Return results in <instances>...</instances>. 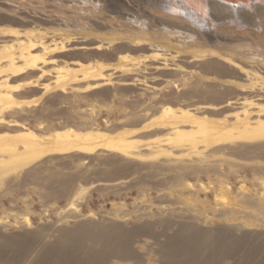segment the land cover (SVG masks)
Listing matches in <instances>:
<instances>
[{
  "label": "rangeland",
  "instance_id": "1",
  "mask_svg": "<svg viewBox=\"0 0 264 264\" xmlns=\"http://www.w3.org/2000/svg\"><path fill=\"white\" fill-rule=\"evenodd\" d=\"M263 128L264 0H0L3 237L152 224L106 264H161L181 223L262 241Z\"/></svg>",
  "mask_w": 264,
  "mask_h": 264
},
{
  "label": "bare ground",
  "instance_id": "2",
  "mask_svg": "<svg viewBox=\"0 0 264 264\" xmlns=\"http://www.w3.org/2000/svg\"><path fill=\"white\" fill-rule=\"evenodd\" d=\"M60 137L69 138L66 132ZM29 142L27 145H30ZM128 142L121 138L120 141L115 142V147V143L111 145L119 150H124L129 146ZM7 147L9 148V146ZM67 149L69 150V148ZM163 225H165V229L169 227L166 224ZM151 226V223H145L141 227L127 230L125 225L119 222L100 224L84 221L73 228L56 229V233L53 234L55 240L50 243L40 239L39 234H16L3 237L0 233V259L3 260L7 251L14 250L17 257L28 264H106L109 258L113 257L126 261L134 257L139 258L132 241L137 235L152 234ZM211 229L202 228L194 223H181L168 242L158 243L157 253L160 255L161 264L212 263L216 257L223 256L234 258L237 263L242 256L247 261L245 263L250 264L252 258L264 254V240H255L246 245V240L253 237L250 232L236 236L233 234L234 232H226L223 228Z\"/></svg>",
  "mask_w": 264,
  "mask_h": 264
}]
</instances>
